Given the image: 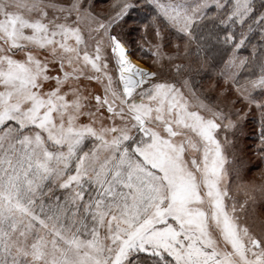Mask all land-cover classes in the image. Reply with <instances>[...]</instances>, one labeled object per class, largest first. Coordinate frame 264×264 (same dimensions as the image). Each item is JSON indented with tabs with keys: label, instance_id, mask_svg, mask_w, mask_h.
<instances>
[{
	"label": "snow or ice",
	"instance_id": "snow-or-ice-1",
	"mask_svg": "<svg viewBox=\"0 0 264 264\" xmlns=\"http://www.w3.org/2000/svg\"><path fill=\"white\" fill-rule=\"evenodd\" d=\"M0 264H264V0H0Z\"/></svg>",
	"mask_w": 264,
	"mask_h": 264
},
{
	"label": "rangeland",
	"instance_id": "rangeland-1",
	"mask_svg": "<svg viewBox=\"0 0 264 264\" xmlns=\"http://www.w3.org/2000/svg\"><path fill=\"white\" fill-rule=\"evenodd\" d=\"M133 55L132 53H130V57L139 61L141 63V65L143 67H147L151 61V57L148 55H144L143 53H141L139 50H135ZM111 67V65H110ZM93 87H96L95 85H93ZM255 129L252 127L251 123L245 127L242 132L240 133L241 139L239 141V147L240 148H244L245 145H248L249 147L247 149H245L244 151V156H245V163L247 165L248 162H251L253 164L257 163V157L256 154L254 153V151L251 148V145H253L255 137L253 135ZM259 171V168H255L252 170L253 173H256ZM251 175V173L249 174ZM234 195L237 196L238 199L242 200L243 199V195L240 193H233Z\"/></svg>",
	"mask_w": 264,
	"mask_h": 264
},
{
	"label": "bare ground",
	"instance_id": "bare-ground-1",
	"mask_svg": "<svg viewBox=\"0 0 264 264\" xmlns=\"http://www.w3.org/2000/svg\"><path fill=\"white\" fill-rule=\"evenodd\" d=\"M131 59H132L133 63L138 64L139 66H142L141 63H140L139 61H137V60H135V59H133V58H131Z\"/></svg>",
	"mask_w": 264,
	"mask_h": 264
},
{
	"label": "trees",
	"instance_id": "trees-1",
	"mask_svg": "<svg viewBox=\"0 0 264 264\" xmlns=\"http://www.w3.org/2000/svg\"><path fill=\"white\" fill-rule=\"evenodd\" d=\"M137 50H139V49H137ZM131 53H132L133 55H135V54H134V51H133V52H131Z\"/></svg>",
	"mask_w": 264,
	"mask_h": 264
}]
</instances>
